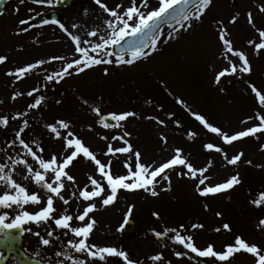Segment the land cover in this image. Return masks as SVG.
<instances>
[{"label":"rangeland","instance_id":"rangeland-1","mask_svg":"<svg viewBox=\"0 0 264 264\" xmlns=\"http://www.w3.org/2000/svg\"><path fill=\"white\" fill-rule=\"evenodd\" d=\"M55 1L50 0L52 6L46 7L30 4L26 0L23 3L10 0L0 16V56L6 57L0 62V118H8L7 125L0 124V163L11 166L10 158L23 155L19 144L13 145V141L24 120L28 121V126L21 137L44 159L53 154L57 157L65 155L63 137L67 135V130L59 129L61 138H57L47 128L49 124L65 120L75 137L80 138L102 163L107 164L109 160L112 165L114 163V175H126L123 161L128 159L134 166L135 157L130 154L104 155L109 143L113 147L124 146L121 141H113V135L125 131L130 133L126 138L133 151L141 153V162L146 165L158 166L171 158L174 149L181 148L183 155L195 167L210 165L205 173L209 177L208 184L222 183L237 173L241 183L228 191L201 197L195 190L197 180L177 175L178 171L185 169L167 170L171 178L170 191L161 190L167 182L157 186L159 195L155 197L143 189H121L114 202L104 206L101 198L83 201L78 195L85 186L91 190L89 176L106 183L93 162L80 156V160L67 169L75 178L74 182L64 181L66 190L62 194L69 203L65 205L54 199L57 210L54 216L72 215L71 225L82 226V222L75 217L88 203L95 204V210L89 215L96 223L87 242L122 250L138 264H254V257L244 251L234 253L226 261L198 257L176 244L171 239L173 233L170 230L175 228L182 235H192L194 243L201 249L211 243L214 250L225 251V246L234 244L235 238L240 236L264 250V228L258 227V220L264 218V205L256 207L251 203L264 192V134L241 138L227 145L205 129L193 115H203L229 134L254 126L258 123L255 117L264 115V109L250 87L255 85L264 94V49H255V43L260 42L258 30H264V0H211L202 18L192 20L190 28L181 29L177 25L163 30L157 48L147 50L150 53L147 58L132 65H97L79 74L73 72L59 83L48 81L46 76L60 71L67 61L78 58L71 35L78 36L82 46L90 47L83 42L96 43L98 40L88 35L89 32L97 31L98 35L107 36L111 31L105 22L112 18L100 5L119 11L117 6L126 9L131 6V0H100V4L96 0H74L64 15L65 22L57 26L44 23L45 15L55 8ZM136 3L144 12L158 7V0H148L147 8L142 6V0H136ZM249 12L252 14L251 24ZM233 16H236L234 23L231 22ZM21 20L27 23L21 24ZM30 21L34 22L32 26H29ZM220 28L227 30L233 48L246 54L251 71L222 77L217 84L216 74L229 66V59L240 66L238 58L224 54L222 43L218 40ZM169 32L172 38H168ZM108 51L111 52V47ZM110 58L115 60L113 56ZM39 60L45 63L32 72L20 78L14 74L18 68ZM33 89L40 91L28 96L27 93ZM40 95L45 97L42 105L30 109L28 105ZM93 107H98L101 115L105 116L124 111L137 115L121 122L122 127L104 128L100 118L92 111ZM21 113L23 115H19ZM159 120L164 123H159ZM189 133L195 135L190 137ZM105 136L107 140L101 139ZM162 137L166 138V142ZM207 143L222 148L229 159L241 152L243 155L236 165H230L223 154L205 149ZM39 148L43 152L38 151ZM27 159L33 168L39 170L35 161L30 157ZM27 175L22 165L16 166L14 179L25 185L29 193L42 195L40 186L22 178ZM43 206L42 201L22 210L35 212ZM8 211L6 222H10L15 215L12 210ZM154 212L159 216H154ZM217 212L222 215L218 217ZM126 216L136 226L128 235L122 231ZM224 223L230 225L231 231H216ZM192 224H203L204 227L193 229ZM180 225L184 228L181 229ZM23 228L31 229L24 230L22 234L23 249L43 264H73L77 259L83 260L84 264H125L118 257H106L100 261L85 253H77L69 241L78 242L80 238L68 230L56 228L54 223L40 226L25 224ZM4 231L0 232V238ZM48 231L53 235L47 236ZM156 232L164 236L163 244L155 240ZM45 238L50 240L47 246L41 242ZM178 251L187 255L178 257L175 255ZM158 254L162 255V261L150 259ZM4 256L0 252V260ZM9 258L6 264H21L13 256Z\"/></svg>","mask_w":264,"mask_h":264},{"label":"snow or ice","instance_id":"snow-or-ice-1","mask_svg":"<svg viewBox=\"0 0 264 264\" xmlns=\"http://www.w3.org/2000/svg\"><path fill=\"white\" fill-rule=\"evenodd\" d=\"M21 3L24 0H20ZM97 4H100V0H96ZM211 0H158V7L149 10L147 12L141 11V8L137 6L136 0H131V6L123 9L122 6H117L120 10H110L105 5L100 6L109 13L112 19L107 20L106 26L110 29V34L107 36H100L97 31H91L88 33L90 36L97 37L98 42L92 43L91 41H84L85 45L90 47L82 46L81 40L76 35H71L72 41L75 43L74 52L78 55V58L67 61L60 71H57L51 75H47L46 79L50 82L59 83L65 77L71 76L73 72L79 74L85 69L92 68L101 64H127L132 65L134 62L141 58H147L150 53L147 49L155 50L157 48L158 40L160 39V25L156 21H163L165 18H170L175 21L179 28L187 29L191 27L192 20H200L204 15L206 9L210 6ZM142 6L148 7V0H142ZM264 10V9H262ZM249 23H252V14L248 13ZM236 16L232 17L231 22H235ZM21 24H26L27 21L21 20ZM48 23V21H44ZM63 27V25H61ZM75 27V25H74ZM170 28L173 26L170 24ZM253 27H255L253 25ZM179 31V29H173ZM260 42L255 43V49L257 51L264 49V30H258ZM126 37H133L138 39L130 40L127 48L120 49V55L115 57V60L111 59L114 55L113 52L108 51L112 46H119L121 41H124ZM168 38H172V33L169 32ZM218 40L222 43V48L226 57H236L240 62L238 67L235 63L229 59V66L219 71L216 74L215 82L220 83L221 78L225 76L235 75L237 72L249 73L251 66L246 54L243 51H238L233 48L232 42L228 39L227 30L220 28L218 32ZM249 43H252L250 41ZM103 50V51H102ZM125 53L130 55V58H125ZM95 54V55H94ZM109 57V58H105ZM6 59L4 56H0V62ZM53 59H64L63 57H53ZM44 60H39L36 63H29L26 67H20L14 73L17 78L32 72L38 67L43 65ZM107 74V68L104 69ZM12 73H10L11 75ZM251 91L255 94L258 99L259 105L264 109V94L257 89L255 85H251ZM39 89H33L27 93L28 96H33V92H38ZM15 98V96L13 97ZM45 100L43 95L34 98V103L28 105L30 109H36L40 107ZM60 103V101H57ZM87 103V101H85ZM180 103H183L180 101ZM92 111L100 118V123L104 128H109L110 125L108 120L115 121L116 123L111 125L112 128L122 127L121 122L126 121L129 117H135L137 114L131 111H124L122 113L111 112L109 114L101 115L98 107H93ZM19 115H23L22 113ZM195 119L207 129L209 132L216 134L220 137L224 144L231 145L234 141H238L241 138L255 136L258 133L264 134V115H257L255 119L258 121L257 124L251 127H247L244 130L229 134L220 127L214 126L210 123L203 115L193 113ZM171 116V114H170ZM15 118V117H14ZM249 119H252L250 117ZM159 123L163 124L164 121L159 120ZM8 118H0V124L7 125ZM179 125V121L175 122ZM28 126V121L24 120L23 125L19 131L15 133L16 139L13 141V145L19 144L23 150V155L19 158H10L11 166L4 163H0V232L11 229H22L31 231V229H24L25 224H34L37 226L43 224L54 223L56 228L70 231L75 237L80 238L78 242L69 241L70 246L75 249L77 253H85L88 257L93 259L99 258L100 261H104L106 257H118L122 258L125 264H138L129 259L128 254L122 250H118L115 247H98L95 244H89L88 238L91 231L94 228L96 221L90 217L96 205L88 203L83 208L82 212L75 217L76 220L82 222V226L73 227L71 222L74 217L68 214H62L59 218L54 216L57 211L54 208V199L62 201L63 204L67 205L69 201L65 199L62 194L66 190L65 180L74 182L75 178L69 174L67 169L72 165L73 161L78 157L83 156L93 162L96 170L100 173L102 180L106 183L102 184L97 179L89 176L91 184V190L85 186L84 189L80 190L78 195L83 201H91L93 198H101V203L107 206L114 202L119 190H137L143 189L149 192L151 196L155 197L159 195L156 190L157 186L161 182H167L162 191L171 190V178L169 171L176 170L177 168L185 169L186 171H178V176H186L189 179H195L198 183L195 186L196 192L201 197H208L209 195H215L224 191L232 189L234 186L241 183L239 173L231 175L226 181L210 185L207 183L209 177L205 175L208 170V166L197 168L195 167L186 156L183 155L181 148L174 149V154L170 159L157 165H146L141 162V153L139 151H133V146L129 143L126 137L130 136L127 131L122 134L112 136L113 141H121L124 146L113 147L111 143L107 145V151L104 155H115V154H130L135 157V164L129 162L128 159L123 161V167L127 169L126 175H114L111 171L112 161L109 160L107 164L102 163L97 155L90 151L85 146L82 140L75 137L70 129V124L65 120H59L55 124L47 125L51 133L55 134L57 138H61L59 129L67 130V135L63 137L64 148L66 153L62 157H57L53 154L50 158L44 159L42 156L37 154V151H33V148L26 142L25 138L21 137V133L25 131ZM195 133H189V136H194ZM101 139L107 140L108 137H101ZM165 140L166 138L162 137ZM207 150H215L217 153L224 155L225 160L230 165H236L243 153L233 155L230 159L223 152V149L214 145L213 143H207L204 145ZM264 148V146H262ZM38 151L43 152L42 148ZM28 157L32 161H35L38 165L39 170L33 168L29 164ZM250 163V161H249ZM18 165H22L26 173V177L32 181L35 185L40 186L41 194L29 193L27 187L22 183L14 179L15 168ZM159 177V179H157ZM106 193V194H105ZM102 194H105L102 196ZM75 195V193L73 194ZM44 202V206L39 208L35 212L28 210H22L25 206L31 205L36 206ZM251 203L256 207L264 205V192H261L258 198L251 200ZM205 209L208 205H204ZM12 210L15 215L11 218L10 222H6L9 219V211ZM131 207L129 208V213ZM154 216H159L158 213L154 212ZM216 215L219 217L222 213L217 212ZM88 218V219H86ZM127 216L125 217V222ZM193 229L203 228V224H192ZM258 227L264 228V218L258 220ZM183 229L184 225H180ZM231 231V227L228 223H224L222 228H217L216 231ZM169 230H165L167 232ZM173 235L171 239L178 245H181L184 249L190 250L191 253H195L198 257L213 258L217 261H226L234 253L244 251L251 254L254 257V264H264V250H262L256 244H249L240 236H237L234 240V244L226 245L225 251L214 250V246L209 243L206 247L201 249L194 243L192 235H182L175 228L170 230ZM39 235V232L36 233ZM157 237L161 236L162 233L156 232ZM51 231L47 232V236H52ZM45 246L50 244V240L45 238L41 241ZM176 256L187 255L185 252L178 251L175 253ZM68 259H72L69 257ZM152 261H162V255H154L150 257ZM73 264H84L83 260H74Z\"/></svg>","mask_w":264,"mask_h":264},{"label":"water","instance_id":"water-1","mask_svg":"<svg viewBox=\"0 0 264 264\" xmlns=\"http://www.w3.org/2000/svg\"><path fill=\"white\" fill-rule=\"evenodd\" d=\"M7 0H0V13L2 10V6L3 4L6 2ZM31 2H35V3H40L39 0H29ZM47 2V0H42L41 3H45ZM73 0H58V6L62 7L63 9H68L71 7ZM59 13H50L48 15V17L46 18L47 21H50L53 17L56 18V22L60 21L59 18ZM157 24L160 25V30L165 27V25H173L175 24V21L170 19V18H165L163 21H156ZM133 39H138V38H127L124 41L121 42V44L119 46H113V52L115 55H120V49L123 48H127V45L129 43L130 40ZM127 53H125L126 55ZM109 125H113L116 122L112 121V120H108ZM78 160V159H76ZM76 162V161H75ZM134 230V224L131 221H127L125 223L124 226V232L125 234L131 233ZM22 233V230L20 229H11V230H7L5 232V239L4 240H0V250H3L7 253L6 257L0 262V264H5V262L7 261V257H9V255L11 253H14L15 255H17V257L23 258V264H35L34 262H30L29 259H27L23 253L19 250V244H20V234ZM157 240H159L160 242H163V237L159 236L157 237Z\"/></svg>","mask_w":264,"mask_h":264},{"label":"bare ground","instance_id":"bare-ground-1","mask_svg":"<svg viewBox=\"0 0 264 264\" xmlns=\"http://www.w3.org/2000/svg\"><path fill=\"white\" fill-rule=\"evenodd\" d=\"M257 0H254V2H256ZM116 165H117V167L119 168V165L116 163ZM111 171H114V172H116V170H115V168H114V163H113V165H112V168H111Z\"/></svg>","mask_w":264,"mask_h":264},{"label":"flooded vegetation","instance_id":"flooded-vegetation-1","mask_svg":"<svg viewBox=\"0 0 264 264\" xmlns=\"http://www.w3.org/2000/svg\"><path fill=\"white\" fill-rule=\"evenodd\" d=\"M26 254H29V253L26 251Z\"/></svg>","mask_w":264,"mask_h":264}]
</instances>
